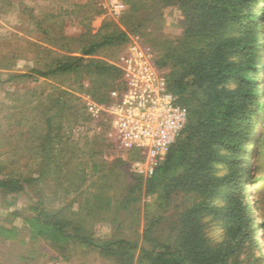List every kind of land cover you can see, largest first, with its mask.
Segmentation results:
<instances>
[{"label": "trees", "instance_id": "obj_1", "mask_svg": "<svg viewBox=\"0 0 264 264\" xmlns=\"http://www.w3.org/2000/svg\"><path fill=\"white\" fill-rule=\"evenodd\" d=\"M6 1L13 5L12 0H0V5ZM126 1L130 3V11L126 14L129 18L138 17L142 12L138 11L139 7L147 4L145 0ZM157 1L161 6L177 5L185 17L181 34L174 40H167L172 65L167 77L171 90L188 108V123L169 148L163 163L147 178L131 170V160L140 156L136 151L131 152L127 160L115 155L114 160L108 161L113 166L119 164L120 170L121 165H126L136 181L131 183L126 170L123 172L126 185H137L141 189L145 183V192L156 199L145 208L148 213L143 234L145 246L137 256L138 244L129 239H98L95 236L97 224L112 226L119 223L121 216L118 213L126 205L127 188L123 195L120 192L117 196L110 195L107 187L114 186L113 183L96 191L86 190L85 200L76 210L62 207L50 210L40 198L35 206L39 207L36 208L39 212L23 215L31 240H47L57 252L53 258L66 260L90 248L102 256L115 257L120 264H134L136 256L139 264H239L242 249L249 257L263 260L262 254L254 255L259 244L251 238V225L260 212H257V202L254 201L253 206L248 200L246 177L250 169L244 166L245 163L252 166L253 150L257 147L253 182L257 194L261 185L264 197V82L258 81L257 77L258 70H264L260 43L261 39L264 41L262 0ZM19 7L21 15L29 16L41 34L58 36L65 44L63 49L67 53L61 54L62 59L51 62L55 70L77 72L78 79L87 70L92 81L86 88L87 93L100 103H109L110 91L121 83L122 70L97 56L98 49L118 39L128 42L129 35L116 29L104 34L99 41L89 40L82 44L80 56L70 55L68 51L76 49L72 45L74 37L56 30L63 22L61 18V22L58 20L60 14L56 15L51 8L34 14L23 0L19 1ZM141 22L136 26H141ZM156 63L165 65L167 60L157 56ZM32 71L47 75L38 69ZM55 90L48 98L51 120L63 123L71 115L74 120L85 116L93 122L84 102L75 103L74 100L79 98L72 90L59 85ZM66 95H70L73 102H69ZM61 123L57 127L62 129ZM99 123L102 130L88 141L92 169L96 170L100 165L94 160L95 155L101 153L106 162L103 157L115 150L106 136L105 123ZM259 123L263 129L256 136ZM33 124L28 129L30 143L38 134V125ZM55 140L59 138L52 135L53 179L55 184L63 186L62 178L66 176L63 170L70 159L65 163V157L56 153ZM69 150L71 158L81 152L77 143ZM5 165L8 163H0V189L8 192L22 189L23 180L15 171H5ZM113 173L112 170L111 176ZM121 176L118 174L119 178ZM66 179L68 188L79 192L78 180L73 176ZM253 224L259 226L254 231L256 238L261 240L264 220ZM42 252L30 249L22 258L29 260L30 256Z\"/></svg>", "mask_w": 264, "mask_h": 264}, {"label": "rangeland", "instance_id": "obj_2", "mask_svg": "<svg viewBox=\"0 0 264 264\" xmlns=\"http://www.w3.org/2000/svg\"><path fill=\"white\" fill-rule=\"evenodd\" d=\"M19 1L12 0L13 5L7 1L0 5V163H8L4 170L15 171L23 180V187L20 190L8 192L0 189V264H52L55 261L65 264H120L115 257L102 256L94 248H90L85 253L79 252L67 260L53 258L57 254L53 245L44 239L32 241L30 229L23 220V215L31 216L39 212V209H36L38 206H35L40 198L50 210L60 207L76 210L80 203L84 202L86 190L87 192L96 191L100 187L103 189V186L107 187L113 183L114 186L107 187L110 195L117 196L118 192L123 195L127 188L124 197L126 205L118 213L121 219L119 223L116 222L112 226L97 224L94 234L98 239L113 237L129 239L138 244L136 250L138 256L140 249L145 246L143 234L146 216H148L145 208L148 203L156 202V199L145 192V183L141 189L137 185H130V187L129 184L126 185L123 174L126 170L130 175L131 183L136 181L126 165H121L122 170H120L119 164L117 166L109 164L108 161L111 162L117 155L115 150H111V154L103 157L108 163L103 161L101 153L95 155L94 160H97L100 167L99 170L92 169L88 141L91 142L92 137H95V133L99 131L94 127V122H90L85 116L74 120L75 118L71 115L63 123L50 119L48 108L51 103L48 98L50 94L56 92L55 86H64L72 90L73 95L79 98L74 100L75 103L84 102L86 106L90 96L86 88L92 84L89 79L90 73L84 70V76L78 79L77 72L55 70L51 62L62 59L61 54L67 53L63 49L65 44L58 40V36L41 34L29 16L21 15ZM23 1L34 14L46 8H51L58 16L60 14L61 17L57 16V18L60 22L62 19L63 22L60 23V27H56V30L60 29L59 32L64 31L66 35L74 37L72 45L76 49L72 52L68 51L70 55L80 56V48L86 41H99L104 34L118 29L128 35L142 34L146 44L155 51L156 58L158 56L167 60L165 65L157 64L160 71L169 74L172 70L168 55V41L174 40L181 34L185 18L177 5L161 6L157 0H145L146 6L141 9L139 7L138 11H142L140 15L129 18L126 14L130 11V3L126 0ZM117 3H124L126 6L119 13L115 12ZM261 5L264 6V0ZM141 20V26L137 27ZM260 20L261 18L258 23ZM258 36H260L259 33ZM126 43L120 39L111 43L107 42L98 49L97 56L117 64ZM260 43L264 59V41L261 39ZM34 69L46 72L47 75L32 71ZM26 73L30 75H24ZM257 77L258 81L264 82V70L259 69ZM79 84H82L84 89ZM203 95L201 94V97ZM66 96L69 102H73L70 95ZM262 99L264 101V98ZM33 123L38 125H36L38 134L34 142L30 143L27 140V136L30 137L28 129L34 125ZM59 123L62 129L57 127ZM262 129L263 125L259 123L256 136ZM52 135L54 138H59L53 144L56 153L60 152L65 157V163L70 159L63 170V175H66L62 178L63 186L55 184L53 179L51 156L54 151L50 148ZM74 143H77L81 152L77 157L71 158L69 148L74 146ZM68 144H70L69 147ZM256 150L257 147H254L252 166H248L247 163L244 166L247 170L250 169L246 177L248 200L253 206V202L256 201L257 212L262 214V216L258 214L260 218L256 215L254 220L252 219L251 238L259 244V250L257 249L254 255L264 256V237L261 240L256 238L255 231L259 226L253 224L254 221L264 220L263 189L259 185L257 194L253 182ZM246 160L248 161V158ZM112 170L114 173L111 176ZM106 173L109 175L105 176ZM118 174L122 176L119 178ZM68 176L78 180L79 192L73 191L72 187L68 188L69 183L66 179ZM162 233H165V230ZM30 249L43 250L42 253L47 254L42 256V253H36L30 256L29 260L23 259V256L29 254ZM137 256L134 264H139ZM238 262L239 264H264V259L251 258L242 249Z\"/></svg>", "mask_w": 264, "mask_h": 264}, {"label": "built area", "instance_id": "obj_3", "mask_svg": "<svg viewBox=\"0 0 264 264\" xmlns=\"http://www.w3.org/2000/svg\"><path fill=\"white\" fill-rule=\"evenodd\" d=\"M115 5V12L125 9ZM155 51L136 33L129 35L126 47L116 64L122 70L121 83L110 91L111 101L100 103L88 97L86 109L97 130L105 123L106 136L113 143L117 156L131 160L132 172L145 178L163 163L169 148L187 126L189 111L161 72ZM52 264H65L55 261Z\"/></svg>", "mask_w": 264, "mask_h": 264}]
</instances>
